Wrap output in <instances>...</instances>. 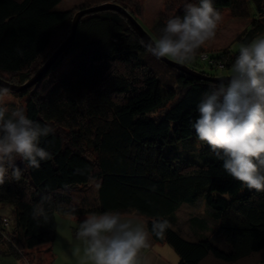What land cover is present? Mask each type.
<instances>
[{"label": "trees", "instance_id": "16d2710c", "mask_svg": "<svg viewBox=\"0 0 264 264\" xmlns=\"http://www.w3.org/2000/svg\"><path fill=\"white\" fill-rule=\"evenodd\" d=\"M62 1L0 0L1 80L15 86L29 83L70 38L78 12L113 5L141 25L145 2L97 0L74 12L59 10ZM186 3L199 0H165L164 6L172 17L183 16ZM213 5L220 13L250 21L241 42L264 35V0H213ZM166 20L160 18L150 34L143 29L151 38L158 36ZM143 45L121 13L87 15L74 42L41 80L24 91H11L24 101L30 119L55 132L41 139L49 160L41 161L39 169L25 168L18 160L21 179H11L9 170L0 184V209L9 206L14 220L6 225L0 216L2 256L44 264L34 252L56 241L57 215L120 211L138 214L149 229L153 219H167L164 239L151 237L168 244L179 264H264V192L249 191L232 179L206 144L201 143V162L172 150L198 144L192 127L197 106L221 82L185 74L151 56ZM204 53L200 49L197 59L184 65L203 76L226 78L202 67L230 70L237 53ZM41 197H50L43 204L47 223L32 215ZM199 202L215 217L225 249L203 236L194 241L182 236L175 213L183 204ZM52 251H45L51 259Z\"/></svg>", "mask_w": 264, "mask_h": 264}, {"label": "clouds", "instance_id": "9594fccd", "mask_svg": "<svg viewBox=\"0 0 264 264\" xmlns=\"http://www.w3.org/2000/svg\"><path fill=\"white\" fill-rule=\"evenodd\" d=\"M221 20L213 0L186 3L183 16L169 17L160 34L143 46L157 60L188 64L215 39ZM12 99L11 90L0 86V184L9 170L11 179H21L18 160L35 169L49 160L51 154L41 147V139L55 132L53 126L30 119L19 103L10 108ZM197 110L192 127L198 143L208 145L224 171L243 188L264 192V35L239 44L230 75L205 95ZM48 199L41 197L34 206L33 219L48 222L43 207ZM169 227L167 219H153L149 229L138 214L90 212L76 227L79 245L73 255L82 253V264H149L144 251L150 236L164 239Z\"/></svg>", "mask_w": 264, "mask_h": 264}, {"label": "rangeland", "instance_id": "374dc122", "mask_svg": "<svg viewBox=\"0 0 264 264\" xmlns=\"http://www.w3.org/2000/svg\"><path fill=\"white\" fill-rule=\"evenodd\" d=\"M99 1V0H98ZM97 0H64L58 6L59 10H72L78 11L81 7H90L94 6ZM165 0H145L144 2V11L141 17V25L143 28L150 34L153 30L155 24L159 21L160 18L172 17V12L167 10L164 6ZM253 10V7H251ZM222 20L218 25L216 37L214 40L209 41L203 48L204 54L203 57L207 56L210 53H217L221 51H232L234 54L237 53V49L240 43H242V39L247 28L250 25V21L248 20H239L235 19L231 16L228 11L221 13ZM152 33V32H151ZM203 71L211 74V75H219V77H227L230 75V70H210L206 67H202ZM13 104L19 103L23 106V102L20 99L12 96ZM201 143L194 144H180L176 148L172 150L180 153L182 157H187L196 161H202L201 159ZM168 149L166 150V152ZM176 218L181 227L183 224L187 226L188 229H192L191 221L189 219L194 217H202L205 218L206 221L209 222L208 229L206 230L205 236L202 238L210 239L215 245L220 246L221 248H226V245L217 237V231L219 229V225L216 222L215 217L210 216L207 212L202 210V206L198 203V205H190L183 204L180 209L175 213ZM0 216L4 219H7L9 222H13V215L11 208L9 206H5L0 209ZM85 219V218H84ZM70 216L57 215L58 222V235L56 241L51 246H45L40 250L34 252V256L39 258L44 264H82V253L79 256L73 255V250L75 247L79 245V242L75 238L76 227L79 224V220L75 221V224L70 223ZM189 221V222H188ZM184 229V228H183ZM73 230V231H71ZM73 232V233H72ZM185 239L186 236L182 235ZM192 239V238H191ZM193 240V239H192ZM191 240V241H192ZM194 241V240H193ZM52 247L54 258L51 259L49 254L45 252L48 248ZM170 248L172 254H176L174 250ZM49 258V262H44ZM2 260V259H1ZM47 261V260H46Z\"/></svg>", "mask_w": 264, "mask_h": 264}, {"label": "water", "instance_id": "95a60500", "mask_svg": "<svg viewBox=\"0 0 264 264\" xmlns=\"http://www.w3.org/2000/svg\"><path fill=\"white\" fill-rule=\"evenodd\" d=\"M106 10H114V11L121 13L130 23L132 28L136 31V33L140 36V38L144 41V43H147L150 40L151 36L143 29V27L135 19H133L126 11L122 10L119 7H116L113 5H101L98 7L91 8V9H86L76 14L74 18V22H73L72 34L70 38L67 40V42L60 48V50L49 60V62L40 70V72L29 83H27L24 86H15V85H11L8 82H5L0 79V86L8 87L13 92H21L28 88L33 87L39 80H41L42 76L50 70L52 64H54L58 56L61 55L63 51L74 42L75 37H76L77 28H78V25L81 19L87 15L95 14V13L106 11ZM161 60L169 64L171 67H174L177 70L184 72L185 74H188L196 79L205 80L209 82H216V83L222 82V79L220 78H210L207 76H203L200 73L190 70L185 65H181V64L169 61L166 58L161 59ZM223 81H227V79H223Z\"/></svg>", "mask_w": 264, "mask_h": 264}, {"label": "crops", "instance_id": "0c3cea01", "mask_svg": "<svg viewBox=\"0 0 264 264\" xmlns=\"http://www.w3.org/2000/svg\"><path fill=\"white\" fill-rule=\"evenodd\" d=\"M199 204L202 206V210L204 209L205 212L211 214V211L206 207L204 202H199ZM196 205H198V203ZM85 217L86 216H83V217L70 216L69 221H70V223L75 224L74 223L75 221H77V220L82 221ZM194 218L189 219V221H191L190 222L191 225L193 226L192 229H188L185 224H183V227H181L179 222H178V227L180 228L182 234L184 236H186V238H189V239L192 238L193 240L198 238V237L205 236L206 230L208 229V225H209V222L206 221L205 218L197 219V221L199 223L196 222L195 220H193ZM205 222H206V224H205ZM205 225L207 228L205 227ZM71 231H73V230H71ZM168 247H170V246L166 243H156L153 240V238L150 236L149 247L144 251V255L149 258V264H179L178 255L172 254L170 248H168ZM0 264H22V263L18 260L13 259V258L4 257L0 254Z\"/></svg>", "mask_w": 264, "mask_h": 264}, {"label": "built area", "instance_id": "2783aa9c", "mask_svg": "<svg viewBox=\"0 0 264 264\" xmlns=\"http://www.w3.org/2000/svg\"><path fill=\"white\" fill-rule=\"evenodd\" d=\"M4 222H5L6 225H8V220L7 219H5Z\"/></svg>", "mask_w": 264, "mask_h": 264}]
</instances>
